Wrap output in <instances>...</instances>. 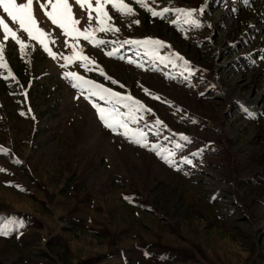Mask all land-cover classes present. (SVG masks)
<instances>
[{
	"label": "rangeland",
	"instance_id": "obj_1",
	"mask_svg": "<svg viewBox=\"0 0 264 264\" xmlns=\"http://www.w3.org/2000/svg\"><path fill=\"white\" fill-rule=\"evenodd\" d=\"M126 2L136 14L108 5L119 31L97 32V46L34 0L56 58L0 7L27 45L0 26V264H264V0H147L171 9L163 18ZM70 3L87 28L88 10ZM177 8L195 9L198 26ZM149 38L170 47L132 43ZM74 43L98 68L66 61ZM68 72L151 109L132 123L115 105L149 147L106 128L93 103L113 104Z\"/></svg>",
	"mask_w": 264,
	"mask_h": 264
},
{
	"label": "snow or ice",
	"instance_id": "obj_2",
	"mask_svg": "<svg viewBox=\"0 0 264 264\" xmlns=\"http://www.w3.org/2000/svg\"><path fill=\"white\" fill-rule=\"evenodd\" d=\"M36 2L39 3L40 8L44 11L48 20L51 21V24L61 29L65 36L70 37L73 41H79L80 38H83L84 40L94 43L97 46L105 43L102 40H96L97 32L119 31V29L114 26L113 17L107 10L108 5H111V7L121 15L136 14L135 9L130 6L126 0H94V2L93 0H75V3L81 8H86L88 10L89 26L81 30L79 27L80 21L74 16L73 5L70 3V0H43V2L36 0ZM132 3L140 5L142 8L150 12L152 16H158L161 18H163L165 13H168L171 10L169 8H164L162 11H156L149 7L147 0H132ZM0 7H2L3 12L6 13L12 21L18 24L19 29L22 32L27 33V36L30 39L39 41V43L44 46L46 50H49V43H54L55 41L52 40L50 33L44 31L39 26V22L35 17L34 0H26L24 3H18L17 0H0ZM175 11L187 17L189 22L197 24V21L192 19L194 13L196 12L195 9L189 10L177 8ZM200 11H203V9H200ZM93 12L96 13V27H93L91 24V21L94 19L92 16ZM135 23L138 24L139 20L135 21ZM0 26L3 28V40L6 41L11 38L20 45L22 52L25 51L27 45L25 41L19 37L17 31H14L12 28H10L3 19H0ZM132 43L144 44L145 46L151 45L155 48H163L166 46L170 47V45H166L164 41L151 38L143 41H134ZM72 47L74 49L73 55L66 57V61L70 63L80 61L82 66L89 70H92V68H98V65L95 64V61L84 54V49L82 47L76 50V43H74ZM4 49L5 44L0 42V68H8L7 62L4 61ZM49 54L52 55L53 58H56V54L52 53L50 50ZM106 54L111 56L114 53L108 52ZM175 55L178 59L184 60V58L180 56L179 53H176ZM184 63L185 65L189 64V62L186 60ZM90 65L92 68H89ZM100 75L105 76L106 79L110 80L112 83H118V81L106 76V73H104L103 69H100ZM65 76L66 78H70L74 81L72 86L74 88H78L81 91V94L87 91L89 94V99L91 97H99L101 100H106L109 104H113V107L105 108L93 103V107L97 109L98 118L106 128L118 135L125 136L134 143L141 144L144 147H149L145 133L140 129L131 128L129 126L128 120L123 118L119 108L115 107V105L123 104L124 107L128 108L129 111L127 116L132 123L137 122L136 113L141 111L150 112L151 109L146 108V106L141 101L135 99L131 95H122L121 93L113 91L111 88L105 87L103 84L97 83L94 80L85 79L76 72H68L65 74ZM121 87H123V85H121ZM23 95L26 97L27 92H24ZM154 98L159 99V97ZM156 123L163 124V122L159 120H157ZM121 129L123 131H120ZM181 139L188 140L189 138L187 136L181 135ZM155 147V145L152 146L153 149H155ZM0 151L5 150L0 149ZM173 156L174 153L170 152L166 156L162 155V158L171 166L175 167L176 162L173 159ZM184 162L191 163V161L187 160L186 158ZM0 171L6 170L0 168ZM125 198L129 199L128 197ZM7 234L8 233L6 231L0 232V235Z\"/></svg>",
	"mask_w": 264,
	"mask_h": 264
}]
</instances>
